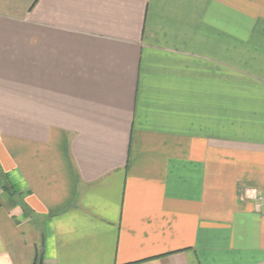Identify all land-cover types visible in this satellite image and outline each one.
<instances>
[{
    "label": "crops",
    "instance_id": "1",
    "mask_svg": "<svg viewBox=\"0 0 264 264\" xmlns=\"http://www.w3.org/2000/svg\"><path fill=\"white\" fill-rule=\"evenodd\" d=\"M262 194L264 0H0V264H264Z\"/></svg>",
    "mask_w": 264,
    "mask_h": 264
},
{
    "label": "built area",
    "instance_id": "2",
    "mask_svg": "<svg viewBox=\"0 0 264 264\" xmlns=\"http://www.w3.org/2000/svg\"><path fill=\"white\" fill-rule=\"evenodd\" d=\"M255 197L258 199L259 206L264 208V194H262L260 196L255 195Z\"/></svg>",
    "mask_w": 264,
    "mask_h": 264
},
{
    "label": "water",
    "instance_id": "3",
    "mask_svg": "<svg viewBox=\"0 0 264 264\" xmlns=\"http://www.w3.org/2000/svg\"><path fill=\"white\" fill-rule=\"evenodd\" d=\"M39 264H43V259H42V257H41V259H40Z\"/></svg>",
    "mask_w": 264,
    "mask_h": 264
},
{
    "label": "trees",
    "instance_id": "4",
    "mask_svg": "<svg viewBox=\"0 0 264 264\" xmlns=\"http://www.w3.org/2000/svg\"><path fill=\"white\" fill-rule=\"evenodd\" d=\"M13 192V191H12Z\"/></svg>",
    "mask_w": 264,
    "mask_h": 264
}]
</instances>
